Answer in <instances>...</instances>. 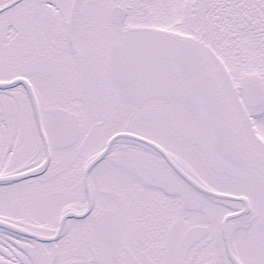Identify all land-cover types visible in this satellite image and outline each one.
<instances>
[{"label": "snow or ice", "instance_id": "6c2138e0", "mask_svg": "<svg viewBox=\"0 0 264 264\" xmlns=\"http://www.w3.org/2000/svg\"><path fill=\"white\" fill-rule=\"evenodd\" d=\"M0 264H264V0H0Z\"/></svg>", "mask_w": 264, "mask_h": 264}]
</instances>
